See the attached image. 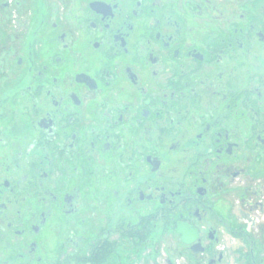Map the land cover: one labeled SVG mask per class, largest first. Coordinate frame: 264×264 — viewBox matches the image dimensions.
<instances>
[{
    "label": "flooded vegetation",
    "instance_id": "flooded-vegetation-1",
    "mask_svg": "<svg viewBox=\"0 0 264 264\" xmlns=\"http://www.w3.org/2000/svg\"><path fill=\"white\" fill-rule=\"evenodd\" d=\"M161 251L264 264V0H0V264Z\"/></svg>",
    "mask_w": 264,
    "mask_h": 264
},
{
    "label": "rangeland",
    "instance_id": "rangeland-1",
    "mask_svg": "<svg viewBox=\"0 0 264 264\" xmlns=\"http://www.w3.org/2000/svg\"><path fill=\"white\" fill-rule=\"evenodd\" d=\"M160 245H165V243H161ZM124 260H127V258H125ZM140 264H147V263H140ZM154 264H165V257L162 255V251H161V253L158 252L156 254Z\"/></svg>",
    "mask_w": 264,
    "mask_h": 264
}]
</instances>
